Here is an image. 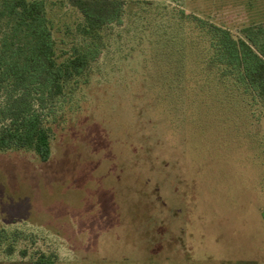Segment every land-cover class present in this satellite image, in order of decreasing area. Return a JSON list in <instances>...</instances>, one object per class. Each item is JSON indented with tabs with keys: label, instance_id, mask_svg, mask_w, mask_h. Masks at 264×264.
Instances as JSON below:
<instances>
[{
	"label": "rangeland",
	"instance_id": "rangeland-1",
	"mask_svg": "<svg viewBox=\"0 0 264 264\" xmlns=\"http://www.w3.org/2000/svg\"><path fill=\"white\" fill-rule=\"evenodd\" d=\"M185 7L237 37L264 23V0ZM115 64L78 94L47 161L0 152V225L34 231L57 264H264L259 150L218 115L185 123L159 65ZM13 258L0 264H28Z\"/></svg>",
	"mask_w": 264,
	"mask_h": 264
},
{
	"label": "trees",
	"instance_id": "trees-1",
	"mask_svg": "<svg viewBox=\"0 0 264 264\" xmlns=\"http://www.w3.org/2000/svg\"><path fill=\"white\" fill-rule=\"evenodd\" d=\"M115 60L159 65L185 123L199 129L202 114L218 115L243 130L264 164V23L237 37L185 0H0V152L47 161L55 128ZM38 243L34 231L0 225L2 261L57 264V251Z\"/></svg>",
	"mask_w": 264,
	"mask_h": 264
}]
</instances>
